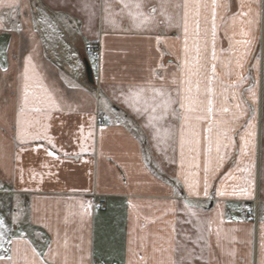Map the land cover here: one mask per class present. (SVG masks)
Returning a JSON list of instances; mask_svg holds the SVG:
<instances>
[{"label":"crops","instance_id":"0c3cea01","mask_svg":"<svg viewBox=\"0 0 264 264\" xmlns=\"http://www.w3.org/2000/svg\"><path fill=\"white\" fill-rule=\"evenodd\" d=\"M37 2L38 6L32 0L0 3V217L5 220L0 245L10 249L13 264H260L264 0H218L215 37L212 0H203L208 7L200 8L199 15L190 10L187 35L183 7L167 8L171 20L158 18L136 26L128 13L148 12L158 0L150 4L143 0L147 6L141 9H124L119 0ZM90 42L99 47L96 71L85 54ZM197 48L200 72L193 80L200 78L202 88L203 77H210L216 66L213 87L218 95L212 119L231 120V113L218 110L238 102L231 96L235 91L255 110V137L254 148L242 156L241 136L247 138L251 110L228 125H214L211 133L209 121H202L196 128L201 135L196 157L199 195H189L185 186L176 185L181 170L178 139L175 151L155 149L143 126L146 118L123 100L134 86L159 87L157 76L165 78L169 89L178 87L185 59L192 71L197 68ZM237 73L249 79L238 89L225 91ZM249 88H254L255 101ZM104 118L107 123H101ZM171 119L178 129L181 121ZM225 128L231 129L228 135L235 146L212 173L218 163L216 140L219 135L224 142ZM191 161L186 145L185 171L194 170L189 168ZM249 164L250 176L237 170ZM205 167L213 176L207 196ZM230 170L236 179H228L223 187L229 193L233 188L239 191L249 187L248 178L250 196L216 195L219 177ZM254 198L259 200L256 221L240 219L241 204ZM100 201L104 207L98 210ZM183 201L194 206L196 215Z\"/></svg>","mask_w":264,"mask_h":264},{"label":"snow or ice","instance_id":"6c2138e0","mask_svg":"<svg viewBox=\"0 0 264 264\" xmlns=\"http://www.w3.org/2000/svg\"><path fill=\"white\" fill-rule=\"evenodd\" d=\"M119 2L123 5L124 9H128L130 7L141 9L142 6H147L143 4V0H119ZM0 3H3V0H0ZM150 3L151 0H148V4ZM169 6H174L176 8L183 7L184 32L187 35L190 10L194 9L196 15H199V9L202 7L207 8L208 4L203 2V0H183L182 5L175 3L174 0H158V3L154 6H151L150 11L148 12H129L128 14L132 17L134 23H136V26L140 27L157 22L158 18H166L168 20H171V16L167 14V8ZM218 6V0H212L211 26L213 37H215L216 35L215 20L216 8ZM240 15L246 16L248 15V13L241 12ZM159 22L162 23L164 22V20L160 19ZM195 23L198 33L200 23L198 20ZM249 23H251V21H249ZM244 34L247 35V33ZM184 51L187 54V41H185ZM196 51L197 58L195 60V65L197 66V68L195 71H192L188 67L189 61L185 59L184 67L186 71L184 72L183 78L180 80V84L178 87H176L175 89H169V87H166L163 83L165 78L163 76H157L156 79L162 82L159 87L152 84L134 86L129 89L128 94L124 96L123 100V102L126 103L137 116H143L146 118L143 126L148 132L150 141L154 142L155 149H158L160 152H166L168 148H172L173 151H175V145L178 139L181 157V170L180 173L176 176V185L177 188H179L181 185L185 186L189 195H199V192L197 191V188L199 186V172L196 170L199 169L200 165L196 163V157L200 149L201 135L199 132H197L196 128L201 124L202 121H209L207 131L211 133L214 125H228L232 123V121L241 119L243 116L247 115L249 110H251L253 111V117L247 122L246 125L247 138L245 136H241L242 156L248 154L246 150L254 148L253 139L255 137V126L253 124V120L255 119V110L250 109L247 104L243 103L242 97H240L235 91L232 92L231 96L234 101L238 102H235L231 108L228 106H222L218 110L220 114L231 113V120L220 119L219 117L215 120L212 119V117L216 115L215 103L218 95L215 88L213 87V81L216 79V66L214 64L212 65V74L210 77L207 74H205V76L203 77L204 86L202 88V81L200 78L195 79V81L193 80V77H199L200 72V49L197 48ZM245 55H247V53H245ZM212 58H216L215 51L212 52ZM237 67L242 69L243 65L238 62ZM248 79L249 77L237 73V80L227 85L225 91H227L228 89H238ZM173 83H175V79ZM173 91L175 92V95H173ZM247 91L251 94L253 100L255 101L256 97L254 88H249L247 89ZM145 93H149V95L145 96ZM219 95L223 96L224 92L219 93ZM225 99H227V97H225ZM24 102L25 104H27L28 102L27 87L25 88ZM173 105H178V109L173 107ZM36 111H39V109H36ZM171 118H175L181 121L178 129L173 126ZM229 131H231L230 128H225L223 132L224 142H221L219 135L217 137L215 148L217 152L218 163L216 167L211 170L212 173L223 166V163L228 158L229 148L235 146L233 139L228 135ZM186 145L188 146L189 152L192 153V161L189 164V168L194 169L192 171H185L184 167ZM222 148L224 149L223 154H221ZM209 151H211V146L209 147ZM48 154L55 155L54 152H48ZM251 168L252 165L249 164L243 168L238 167L237 170L241 172H248L250 176ZM204 172L205 176L203 177V193L205 196H207L209 181L213 178V176L210 174L207 167L204 168ZM228 179H236L231 170L225 172L222 176L219 177L221 187L217 188L216 195H251V179L245 178V183L249 187H240L239 191H237L236 188H233L230 193L223 187ZM173 192L177 196L180 195V192L176 189H173ZM183 203L185 209L189 210L192 215H196V211L194 210L193 205L188 204L187 201H183ZM4 227L5 220L3 217H0V228ZM2 238L3 233H0V239ZM7 243L11 244L12 240H8ZM0 248H2L3 252L5 253L4 255H0V262L13 264L12 255L7 254L9 253L10 249L4 248L2 245H0ZM32 251L36 256L40 255V253L36 252L35 249H33ZM261 252L262 256L260 264H264V235H262ZM228 255L233 256L235 255V253L229 252Z\"/></svg>","mask_w":264,"mask_h":264},{"label":"built area","instance_id":"2783aa9c","mask_svg":"<svg viewBox=\"0 0 264 264\" xmlns=\"http://www.w3.org/2000/svg\"><path fill=\"white\" fill-rule=\"evenodd\" d=\"M85 54L90 60V65L93 71H96L99 66V47L95 43H89L86 50ZM107 119H102L101 123H107ZM259 200L257 198L252 199L251 201L244 202L241 204L239 210H238V215L240 219L242 220H250L255 222L257 219V206H258ZM104 207V202L100 201L96 208L102 209Z\"/></svg>","mask_w":264,"mask_h":264},{"label":"rangeland","instance_id":"374dc122","mask_svg":"<svg viewBox=\"0 0 264 264\" xmlns=\"http://www.w3.org/2000/svg\"><path fill=\"white\" fill-rule=\"evenodd\" d=\"M36 5H37V0H32ZM38 6V5H37ZM90 43H95V42H90ZM95 44H97V43H95ZM88 46V45H87ZM87 46L85 47V48H87ZM86 50V49H85ZM261 50H262V46H261V44L259 45V57H260V54H261ZM99 59H100V54H99Z\"/></svg>","mask_w":264,"mask_h":264},{"label":"water","instance_id":"95a60500","mask_svg":"<svg viewBox=\"0 0 264 264\" xmlns=\"http://www.w3.org/2000/svg\"><path fill=\"white\" fill-rule=\"evenodd\" d=\"M88 72H90V73H91L90 69H89V71H88Z\"/></svg>","mask_w":264,"mask_h":264}]
</instances>
